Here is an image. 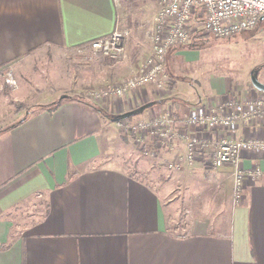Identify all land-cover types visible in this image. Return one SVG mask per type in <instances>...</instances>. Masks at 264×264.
Instances as JSON below:
<instances>
[{"label":"crops","instance_id":"obj_1","mask_svg":"<svg viewBox=\"0 0 264 264\" xmlns=\"http://www.w3.org/2000/svg\"><path fill=\"white\" fill-rule=\"evenodd\" d=\"M156 9L153 0H0V70L13 67L20 79L48 55L60 57L115 28L129 32L119 60L85 71L84 101L62 100L52 112L34 108L0 135V264H264V152L242 153L239 168L259 167L262 176L244 181L237 202L230 165L214 169L211 187L195 189L191 181L211 166L216 141L264 138V122L239 123L232 132L176 124L179 137L156 148L154 159L163 153L182 166L188 136L209 143L196 149L195 170L180 172L189 179L180 188L161 189L120 162H100L110 118L167 110L181 118L227 96L264 97L251 81L184 75L200 52L179 46L167 52L163 90L93 100L91 90L129 75L150 53Z\"/></svg>","mask_w":264,"mask_h":264},{"label":"built area","instance_id":"obj_2","mask_svg":"<svg viewBox=\"0 0 264 264\" xmlns=\"http://www.w3.org/2000/svg\"><path fill=\"white\" fill-rule=\"evenodd\" d=\"M157 9L153 14L149 34L151 50L139 66L129 75L89 92L93 100H107L111 97H124L146 87L163 90L169 83L166 73V54L173 47L188 44L193 33V18L200 17L204 27L201 35L227 38L254 28L264 17V0H153ZM129 32L115 28L111 33L96 38L80 48H86L110 60H119L126 52ZM11 67L3 70L5 83L16 87ZM254 120L264 122V97L240 101L227 96L221 103L201 104L181 118L170 110L145 119L132 120L119 118L114 124L120 131L137 139L155 141L156 148L163 147L179 137L176 124L184 127L203 129L221 128L227 132L236 129L239 123ZM181 137V136H180ZM203 139L188 136L185 146V161L196 160V149L208 147ZM142 146V145H141ZM145 146V145H144ZM155 149L146 147L144 154L154 156ZM210 163L213 169L230 165L233 171V200L237 202L243 191L246 179L262 176L259 167L240 169L243 152L259 156L264 152V138H220L211 147Z\"/></svg>","mask_w":264,"mask_h":264},{"label":"rangeland","instance_id":"obj_3","mask_svg":"<svg viewBox=\"0 0 264 264\" xmlns=\"http://www.w3.org/2000/svg\"><path fill=\"white\" fill-rule=\"evenodd\" d=\"M192 23L191 39L183 47L189 50H199L200 57L196 63H193L194 69H192L191 64L188 71L184 70V75H193L198 71L201 74L195 75L197 78L216 76L232 80L234 83L244 81L248 84L251 83L253 76L257 81L264 84V17L259 19L254 28L227 38L201 35L204 24L200 17H194ZM109 60V58L95 54L86 48L64 52V55L60 57L52 58L48 55L34 65L33 70H30V76L28 75L25 79H20L14 68H10L17 82L16 87H11L5 83L4 72L7 69L2 73L0 71V135L11 125L26 117L34 108L52 107L66 99L79 98L84 101L83 96L89 89L82 85L81 81L86 78L85 71L88 70L91 74L92 71L95 72L99 68L100 64ZM92 63L93 66H90ZM193 85L195 88L202 86L199 82H193ZM100 88L102 87L96 89ZM16 109L22 111L15 114ZM105 134L102 137L103 142H100V162L112 164L120 162L149 183L159 186L158 188H180L182 182H189V179L180 177V172L195 170L193 162L181 166L182 160L175 159L174 161L172 156L167 157L163 153L160 154L158 160L154 159L157 156L144 154L143 151L146 147L156 149L155 141L139 140L129 136L116 128L114 120L111 118ZM155 153L158 154L159 151H155ZM164 153L166 152L164 151ZM184 160L185 158H183V162ZM94 165L96 164L91 166ZM206 166H201L199 175L194 174V179H191L193 181L192 187L195 189L211 187L210 176L216 170L211 168L210 164L207 168ZM176 192L178 190L174 191V193ZM42 203L43 200L40 199V210L43 209ZM176 231L183 233L186 230L181 231L179 228Z\"/></svg>","mask_w":264,"mask_h":264},{"label":"trees","instance_id":"obj_4","mask_svg":"<svg viewBox=\"0 0 264 264\" xmlns=\"http://www.w3.org/2000/svg\"><path fill=\"white\" fill-rule=\"evenodd\" d=\"M177 47H179V46H177ZM167 55V54H166ZM166 58H167V56H166ZM79 99V98H78ZM79 100H81V99H79ZM81 101H83V100H81ZM58 107V105H54V106H52V107H49L47 110L49 111V112H52V111H54L56 108ZM22 110L21 109H16L15 110V114H18L19 112H21ZM25 120V118H22V119H20L19 121H17L16 123H14L13 125H11V127L9 128V129H11V128H13V127H17V126H19L20 124H22V122ZM8 130V129H7ZM6 130V131H7ZM153 143V142H152ZM154 146V145H153Z\"/></svg>","mask_w":264,"mask_h":264},{"label":"water","instance_id":"obj_5","mask_svg":"<svg viewBox=\"0 0 264 264\" xmlns=\"http://www.w3.org/2000/svg\"><path fill=\"white\" fill-rule=\"evenodd\" d=\"M251 82H252L253 86L256 89L264 92V84H262L261 82L257 81L253 76L251 77Z\"/></svg>","mask_w":264,"mask_h":264}]
</instances>
